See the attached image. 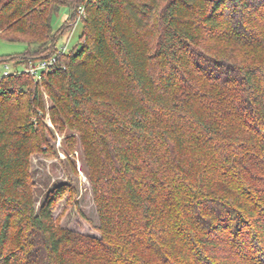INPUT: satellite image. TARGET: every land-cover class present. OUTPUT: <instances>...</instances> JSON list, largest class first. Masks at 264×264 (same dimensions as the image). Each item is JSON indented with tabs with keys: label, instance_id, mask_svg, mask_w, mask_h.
Masks as SVG:
<instances>
[{
	"label": "trees",
	"instance_id": "trees-1",
	"mask_svg": "<svg viewBox=\"0 0 264 264\" xmlns=\"http://www.w3.org/2000/svg\"><path fill=\"white\" fill-rule=\"evenodd\" d=\"M0 37L27 45L0 62L57 57L0 80V264H264V0H0ZM44 91L81 136L101 238L60 227L64 186L36 210Z\"/></svg>",
	"mask_w": 264,
	"mask_h": 264
},
{
	"label": "rangeland",
	"instance_id": "rangeland-1",
	"mask_svg": "<svg viewBox=\"0 0 264 264\" xmlns=\"http://www.w3.org/2000/svg\"><path fill=\"white\" fill-rule=\"evenodd\" d=\"M72 10L61 6L52 17V28L56 32L71 16ZM84 32L83 22L74 26L70 34L63 36L58 48L69 39L68 54L81 42ZM27 45L9 42L0 37V58L19 56L26 51ZM80 48V46L78 47ZM10 67L12 62H7ZM5 63L0 62V72ZM42 90H44L42 88ZM45 92V91H44ZM46 125L45 143L32 155L31 176L34 182L36 210L40 212L48 195L57 187H66L65 193L56 205L54 217L60 227L83 235L101 238L97 231L99 217L94 202L92 184L87 167L86 155L79 132L70 127H61L51 122L49 110L52 102L45 92Z\"/></svg>",
	"mask_w": 264,
	"mask_h": 264
},
{
	"label": "built area",
	"instance_id": "built-area-1",
	"mask_svg": "<svg viewBox=\"0 0 264 264\" xmlns=\"http://www.w3.org/2000/svg\"><path fill=\"white\" fill-rule=\"evenodd\" d=\"M86 17L85 7H80L78 9V17L76 19L77 25ZM68 44L69 39L66 44L60 48L59 52L62 54H68ZM12 62L13 67H10L7 62H5V68L3 72H0V80L21 74H27L35 79L37 83H41L42 78L45 74L51 72L57 65V57H52L50 59H40L36 61H31L28 64Z\"/></svg>",
	"mask_w": 264,
	"mask_h": 264
}]
</instances>
